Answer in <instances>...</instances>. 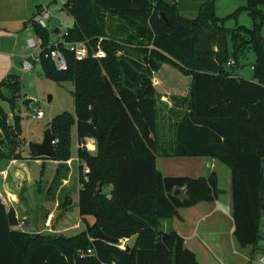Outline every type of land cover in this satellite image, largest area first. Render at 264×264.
Masks as SVG:
<instances>
[{"label": "trees", "instance_id": "obj_1", "mask_svg": "<svg viewBox=\"0 0 264 264\" xmlns=\"http://www.w3.org/2000/svg\"><path fill=\"white\" fill-rule=\"evenodd\" d=\"M263 7L264 0H247L253 28L230 30L220 23L215 0H204L194 19L183 18L175 0H73L63 11L74 25L57 46L51 44L48 29L34 21L43 39V73L74 83V113L56 116L48 128L58 140L57 181L69 171L76 127L78 208L86 230L64 236L14 229L19 225L16 211L0 198V264H200L184 238L164 230L162 221L177 216L181 208L215 201L222 194L218 176H163L158 157H213L227 164L233 237L240 247L252 246L257 252L264 241ZM109 17L121 23L113 29L107 25ZM73 42L87 45L86 58L78 60L67 50L64 43ZM50 48L64 53L66 71L55 70L46 57ZM99 48L105 57L95 56ZM245 49L256 55L253 80L228 69V62L233 59L236 65ZM163 65L192 77L186 111L169 128L174 134L170 143L159 138L160 96L153 81ZM3 87L12 93L2 97L12 115L0 104V161L7 158L4 146H19L23 133L22 118L15 114L21 77L8 75L0 94ZM87 138L97 141V155L82 147ZM31 149L37 156L33 144ZM100 184L110 185V191L100 192ZM175 188L185 189L186 197L174 196ZM72 206L70 196L61 203L62 209ZM88 217L94 218L92 224ZM88 249L94 254L81 256Z\"/></svg>", "mask_w": 264, "mask_h": 264}, {"label": "rangeland", "instance_id": "obj_2", "mask_svg": "<svg viewBox=\"0 0 264 264\" xmlns=\"http://www.w3.org/2000/svg\"><path fill=\"white\" fill-rule=\"evenodd\" d=\"M49 1L48 3H44ZM179 14L185 19H194L200 11L204 0H175ZM68 0H28L25 3V12H29V17L37 20L41 19L42 13H38V6L44 5L49 7V17L46 18L49 31L52 36L50 40L56 41L58 38L55 34V30L58 28L63 33L71 26L69 16L63 12L64 5L67 4ZM73 2V1H72ZM216 4V15L221 20L220 23L230 30L238 27H245L248 29L253 28L254 21L250 16L249 12L245 9L247 6V0H215ZM29 9V10H28ZM264 12V11H263ZM262 24L261 36L264 39V18ZM121 23V20L115 18H108L107 25L115 29V27ZM35 24L29 23L30 32H25L22 39L23 44L13 46L12 50H8L4 54L11 61L16 60L15 73L21 77V91L17 94V106L15 114L22 118V136L17 139L20 143L19 146L11 147L5 145L3 151L7 155V158L0 161V174L5 168V165L13 160L18 161H31L37 159L34 156V152L31 149V145L43 138L45 131L48 129L49 123L56 116L70 112L74 113V96L73 87L71 81L64 80L58 82L56 80L48 79L42 71L41 64L39 61L38 54L40 49L36 48L33 52L37 54V64L32 67L29 71H23L22 63L28 58L27 54L32 52L29 37H35ZM24 33V31H22ZM16 35V34H14ZM52 41V42H53ZM229 47L232 50L231 37H229ZM176 57V55H174ZM177 60H179L176 57ZM256 55L251 49H245L244 53L239 55V62L233 67H229V70L234 72H242L241 76L247 80H252L253 69L252 66L255 63ZM180 61V60H179ZM13 62V61H12ZM157 78H161L166 85L181 86L184 83L191 82V77L182 73L179 69L174 68L170 65H164V67L156 73ZM246 76H249L246 77ZM12 93L10 89L3 87L1 88L0 104L11 114L9 103L3 100L10 98ZM51 97V100H49ZM24 99L35 100L30 104V110L22 105ZM41 109L45 116L42 119L36 118L37 110ZM12 115V114H11ZM163 110L160 109V122H159V135L162 133V120ZM12 123V116L10 119ZM166 133V132H163ZM173 132L168 131L166 141H173ZM75 131L72 133V147L71 154L75 158L77 154V140ZM160 138V137H159ZM88 150V147H85ZM30 150V152H29ZM92 150L93 155H97L98 146ZM29 152V153H28ZM25 153L28 154L27 159H16L17 154ZM90 153V152H89ZM160 158V157H159ZM49 160V159H47ZM54 160V159H52ZM55 161V160H54ZM5 163V164H4ZM219 168L220 187L226 188L227 182L230 180L231 170L227 164L223 162H217ZM27 172L33 176L31 180L23 178L11 179L7 182L6 186H3L1 181H6V178L0 176V191L2 192V199L5 200L7 205L15 206L16 211L19 213L21 221L25 222L23 225L24 229L33 230L32 233H45V234H57L64 236H75L86 230L85 224L82 222L79 213L72 208L70 210L62 209L61 203L67 196L72 199L77 195L78 189H80L79 175H71V171H63V178L55 181V166L53 162H49L48 165H44L42 168L35 170L33 167L27 164ZM76 169V166H74ZM16 172V171H15ZM75 172V171H74ZM226 172V175H225ZM36 175V176H35ZM101 187L102 190L109 192L111 189L110 185ZM69 187V188H68ZM223 194V193H222ZM91 221H94L93 217H90ZM51 221V226L47 227L46 222ZM238 255L232 256L229 254L226 258L228 264H261V259L264 258V241L259 245L258 251L254 252L253 247L242 248L238 245ZM222 262L225 259H217Z\"/></svg>", "mask_w": 264, "mask_h": 264}, {"label": "crops", "instance_id": "obj_3", "mask_svg": "<svg viewBox=\"0 0 264 264\" xmlns=\"http://www.w3.org/2000/svg\"><path fill=\"white\" fill-rule=\"evenodd\" d=\"M54 1L57 2L58 0ZM48 2L49 1H46L44 3ZM25 3H28V0H0V83L8 75L15 73L17 69L16 60H12V62L4 54H6L8 50H12L15 46L23 44L22 39L24 37V34L25 32H28L30 30L29 23H34V21H37L34 20V16L33 18L28 19L29 12H25L23 10V7L25 8ZM43 11L49 12V7L44 5L38 6L37 12L42 13ZM262 11H264V7L262 8ZM69 18L71 22L70 27H72L74 25V20L71 17ZM22 31H24V33H22ZM66 31L63 33L60 29L57 28L55 30V34H57L58 39L56 41H53L52 39L53 42L51 41V44L60 42ZM49 32L50 36H52L51 31ZM34 36H37L36 32ZM35 37H29V42ZM31 50L32 52L27 54L26 57L28 58L25 61H29L32 66H35L37 64L36 56L38 53L33 52V50L35 49ZM38 57L40 61V53L38 54ZM163 67L164 65L162 66V68ZM17 70L19 72L22 71L21 69ZM231 72L235 76L243 77L241 76L242 72L238 73L232 70ZM156 75L157 74L155 73L153 81L160 96L159 109L162 108V116L164 118L161 130L162 133L159 136L160 138H166L167 132H172V130H169V128L172 127V124L179 121L180 117L186 111L187 104L184 102V100L187 99L190 95L192 77L190 76L191 82H189L188 84L184 83L181 86H173L166 85L164 81L161 78H157ZM246 77L249 78V76ZM250 79L253 80V78ZM71 84L74 90V83L72 81ZM74 131L76 134L75 138L77 140V154L75 158L71 154V159L67 162V164L72 173L71 175H74L75 173L79 175V140L77 137L76 127L73 128L72 133ZM42 140L43 138H40L39 140H36V142H42ZM162 141H164L165 143L172 142L166 141L165 139H163ZM82 147H88V151L91 155H93V152L92 150L90 151V148H96L97 141L94 138H87L84 140ZM22 156L24 157V159H27L29 157L28 154L25 153H22ZM49 162H53L54 164H56L54 165L56 170L59 162L52 159L43 160L37 157V159L26 161V163L25 161L13 160L5 165L4 170L0 174V176L4 179L7 177L6 181L3 180L1 182L3 183V186L5 185L4 187H7L6 184L11 179L15 180L17 178H23L22 176H26V179L31 180L33 176L27 172V164L37 170L38 168H42L44 165H48ZM217 162L220 161L213 157H158L157 159L158 170H160L163 176H188L192 178H199L207 177L213 172H215L218 176L219 188L222 190L223 194H220L215 201L201 202L189 208H181L178 210L177 216L162 221V227L164 230H175L184 238L186 246L196 254V257L200 264H228V260H226V258L229 254L232 256V258L234 257V255H238V244L233 237L234 221L231 176L229 182H227L226 188H221L219 171L217 170L219 166ZM74 166H76V169L74 168ZM78 193L73 198V209L77 211V213H79ZM2 197L3 195L0 191V198L2 199ZM3 202L5 203V200ZM12 207L16 211V207L14 205ZM16 215L19 219V225L14 229L29 233L34 232L33 230L30 231L24 229L23 225H25V222L23 221L24 224L22 225L21 218L17 211ZM87 220L90 224L94 222L91 221L90 217H88ZM132 242L133 239L125 241L126 244H131ZM221 257L225 260H222V262L220 263V261L217 259H221Z\"/></svg>", "mask_w": 264, "mask_h": 264}, {"label": "built area", "instance_id": "obj_4", "mask_svg": "<svg viewBox=\"0 0 264 264\" xmlns=\"http://www.w3.org/2000/svg\"><path fill=\"white\" fill-rule=\"evenodd\" d=\"M42 16L41 19H39L38 24L42 27V28H46L48 27L47 23H46V18L49 17V12L48 11H43L42 12ZM67 34V33H65ZM64 36V35H63ZM59 43H63V37L62 40L60 42H56L54 43L55 46H57ZM30 47L31 49H36L39 48L40 52H42L43 50V39L40 36H36L34 39H32L30 42ZM64 45L66 46L67 50H69L70 52H72L76 59L81 60L84 59L88 56V48L87 45L84 42H73V43H64ZM95 56L97 58H103L106 56L105 52L102 51L100 48L98 50V52L95 54ZM46 57L50 58L51 61L53 62L54 66H55V70L57 72H64L68 69V62L66 59V56L64 55V53L58 49V48H50L49 52L46 53ZM235 62L233 59H231L228 62V66H234ZM32 64L29 61H25L23 63V71H29L32 69ZM45 114L41 109L37 110L36 113V118L37 119H42L44 118ZM58 142V140H54L52 143L54 145H56V143ZM85 173H89V169L86 168L85 169ZM21 224L23 225L24 222L22 221ZM46 226L50 227L51 226V221H47L46 222ZM94 251L92 249H88L86 252H82L81 256H87V255H93ZM261 264H264V258L261 259Z\"/></svg>", "mask_w": 264, "mask_h": 264}, {"label": "water", "instance_id": "obj_5", "mask_svg": "<svg viewBox=\"0 0 264 264\" xmlns=\"http://www.w3.org/2000/svg\"><path fill=\"white\" fill-rule=\"evenodd\" d=\"M73 0H68L67 4H71ZM162 18L168 23V19L165 15V13H162ZM51 100V97L50 99ZM33 99H24L22 101V105L30 110V104L33 102ZM55 140V136L52 133L51 128H48L43 136L42 142H35L33 143V147L36 150L37 157L39 158H48V159H55L57 156L56 153V145H54L52 142ZM101 187V185H100ZM173 195L179 198H185L186 197V191L183 188H175ZM127 250H129V247H127Z\"/></svg>", "mask_w": 264, "mask_h": 264}]
</instances>
